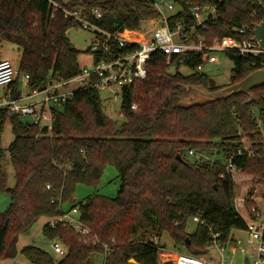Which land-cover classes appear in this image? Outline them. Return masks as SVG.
<instances>
[{
	"label": "trees",
	"instance_id": "trees-1",
	"mask_svg": "<svg viewBox=\"0 0 264 264\" xmlns=\"http://www.w3.org/2000/svg\"><path fill=\"white\" fill-rule=\"evenodd\" d=\"M54 1L70 11L82 9L110 33L140 30L160 16L153 0ZM176 1L187 14L188 0ZM192 2L218 5L216 18L207 21L208 28L195 31V38L205 37L208 42L216 37L240 38L236 28L264 19V0ZM94 8L102 12L99 19L91 13ZM74 27L83 26L49 0H0V42L22 48L18 76L12 84L14 94L21 75H29L31 90H43L52 81L68 80L82 72L79 50L69 38ZM97 37L103 39L100 34ZM89 52L93 53L90 48ZM125 52L127 48L114 46L110 52L93 54L97 62ZM226 55L234 61L230 84L264 68V55L256 59ZM201 63L200 55L175 57L167 64L163 54H153L147 77L121 90L120 108L126 117L121 125L105 114V101L94 87L76 89L61 108L53 109L52 132L0 110V129L9 119L15 133L9 154L16 178L15 187H8L0 137V187L11 195L9 207L0 213V263L18 255L20 237L39 219L57 218L76 207L90 232L81 234L68 224L47 222L43 235L60 240L67 253L55 259L29 244L20 252L30 264H90L96 252L105 254L104 264H132L131 259L138 264H158L159 247L151 238L165 232L174 249L203 257L212 233L226 241L234 230L246 229L235 203L237 186L227 165L233 158L239 170L264 179V85L250 94L185 108L182 98L193 86L211 92L224 87L196 70ZM174 64H186L193 71L172 72ZM243 137L249 138L255 156L237 155L245 147ZM191 150L202 157L190 156ZM109 164L116 167L121 182L117 195H90L65 210L77 186L96 187ZM252 205L246 201L247 209ZM195 216L201 222L194 232H188L187 223Z\"/></svg>",
	"mask_w": 264,
	"mask_h": 264
},
{
	"label": "built area",
	"instance_id": "built-area-1",
	"mask_svg": "<svg viewBox=\"0 0 264 264\" xmlns=\"http://www.w3.org/2000/svg\"><path fill=\"white\" fill-rule=\"evenodd\" d=\"M54 6L61 8L66 16H71L80 21L85 29L94 30L103 39L97 37L90 46L93 53H107L112 47L127 48L125 53H117L114 59H100L95 62L93 69L85 68L75 77L64 81H52L43 90H31L24 92L21 87L18 93L14 94L13 82L18 76V70L10 59H0V87L4 91L0 93V110L8 114H17L29 117L33 124L41 128H47L52 132L53 109L61 108L70 98L73 97L76 89L68 86L77 83L81 87H94L97 90L112 89L115 92V99L120 98L121 90L124 86L135 85L147 77V65L153 54L159 52L164 55L167 64H172L175 57L200 55L202 63L196 67L199 71L205 63H218L220 53H231L245 59H256L264 55V50L260 47L259 41L254 40V24H244L235 29V36L216 37L212 42H208L205 37L195 38V31L198 27H207V21L214 20L217 16L218 5L194 4L188 0L189 12H184V6L178 3L179 7L168 4L167 13L159 4H154L160 16L148 21L147 29L124 30L123 32L110 33L100 27L85 15L82 9L70 11L61 7L54 0H49ZM229 2L230 0H225ZM260 1V0H258ZM180 12H183L179 15ZM96 19L102 16V12L92 9ZM190 15V19L188 18ZM22 80L29 87V75H23ZM23 84V83H22ZM30 88V87H29ZM78 89V88H77ZM133 109L137 106L134 104ZM247 155L253 157L255 150L249 146L239 149L237 155ZM190 156L201 158L202 154L191 150ZM231 158L227 165V171L234 173L239 170L233 164ZM244 208L247 215L244 218L246 229L239 230L244 236L232 233L230 238L223 241L219 234L212 233L209 246L215 247L220 254V261L214 258L189 254L182 251H175L172 255V264H264V211L257 205L245 208L244 198L237 204ZM239 211V210H238ZM193 221L201 222L195 216ZM52 226L62 222L72 226L81 234H88L90 229L83 224L79 218L78 207L71 211L62 213L57 218L49 220ZM151 240L159 247L162 253L166 248L161 244V237L154 235ZM52 248L59 256H64L67 249L60 240H52ZM106 248V247H105ZM107 249V248H106ZM237 254H241V259L234 262Z\"/></svg>",
	"mask_w": 264,
	"mask_h": 264
},
{
	"label": "rangeland",
	"instance_id": "rangeland-1",
	"mask_svg": "<svg viewBox=\"0 0 264 264\" xmlns=\"http://www.w3.org/2000/svg\"><path fill=\"white\" fill-rule=\"evenodd\" d=\"M63 1L66 2L68 0ZM153 1L155 4H159L163 9H165L167 13L171 12L167 9L168 4L174 5L175 8L179 7L176 0ZM147 28L148 23H146L142 29ZM69 38L72 45L77 50H79V63L82 70L85 68L93 69L95 66V57L93 53L89 52V48L93 44V42L96 41L97 33L94 30L85 29L84 27H74L69 30ZM21 55L22 48L19 45L9 41L0 42V57H6L10 59L14 65V68L17 70L19 67ZM219 59L220 61L218 63L203 64L201 67H199V72L207 74L209 78H211L218 86H227L231 81V71L234 66V61L225 53H220ZM170 69L172 72L179 70L184 74H188L193 71L186 64H181L179 65V67L174 64L170 67ZM19 81L20 87L24 92L30 91V88L26 86L24 81L22 80V75L20 76ZM79 87L80 85L77 83H72L68 86V88L70 89H77ZM3 91L4 88L0 87V93H2ZM99 93L105 103H108V105L104 107L105 114L113 121H116L118 125H121L126 120V117L123 115L120 108L121 99H115V92L112 89L100 90ZM21 119L23 121L30 120V118L26 116H21ZM0 137L1 146L3 148V155L1 158L2 170L7 181V186L13 188L16 185V178L15 171L10 159L9 146L15 138V133L9 119L5 120L3 128L0 129ZM243 142L247 147L251 145L248 137H243ZM234 181L237 186L235 198L236 206L237 204H240L241 199L244 198V205L246 209V201L251 200L253 202V205L259 206L264 211V179H255L253 175L247 172L236 171L234 173ZM120 183L121 182L116 167L112 164L106 165L99 184L96 187L86 184H79L76 188V192L72 201L65 204V207L68 210L73 204H77L83 201L86 197L94 194H101L113 198L118 193ZM252 187L255 188V191L251 195L249 192ZM10 203L11 195L8 192L2 190L0 187V213L6 211ZM238 210L244 218L247 217L244 208L240 206ZM44 223H47V219L42 217L26 235H22L20 237L18 244L22 246L26 241L30 240L31 244H35L43 248L44 250L49 252L55 259H60L61 256H59L51 246L52 240L47 239L41 231ZM196 227L197 222L189 219L187 223L188 232H194ZM234 233H236V235L238 234L244 236V233L239 232V230H234ZM160 241L163 246L165 245L166 249L162 253L159 252L158 264H166L167 262H170L172 264V255L177 250L173 248L172 239L169 237L168 233L165 232L162 234ZM203 257L205 259H209L212 257L217 261H220L221 259L218 250L215 247L211 246H209L208 251L206 252V254H204ZM240 259L241 254H237L234 258V262ZM11 260H15V264H30L27 258L20 251L18 252V255ZM104 263L105 254L96 252L91 255L90 264ZM1 264H6V262L3 260V262L1 261Z\"/></svg>",
	"mask_w": 264,
	"mask_h": 264
},
{
	"label": "water",
	"instance_id": "water-1",
	"mask_svg": "<svg viewBox=\"0 0 264 264\" xmlns=\"http://www.w3.org/2000/svg\"><path fill=\"white\" fill-rule=\"evenodd\" d=\"M254 40L259 41L260 47L264 50V19L259 23L254 24ZM264 85V68L257 69L246 76L239 82L229 84L217 90L216 92H211L205 87L193 86L192 94L187 98L186 101L182 103V106L189 108L192 106H204L210 103H214L220 99H227L238 94H250V91L254 88ZM189 89V88H188ZM253 100L254 97L251 96ZM106 106V104H104ZM178 159H182L180 155L177 156ZM255 188L250 189V194L252 195ZM130 263L138 264L136 260L131 259Z\"/></svg>",
	"mask_w": 264,
	"mask_h": 264
},
{
	"label": "crops",
	"instance_id": "crops-1",
	"mask_svg": "<svg viewBox=\"0 0 264 264\" xmlns=\"http://www.w3.org/2000/svg\"><path fill=\"white\" fill-rule=\"evenodd\" d=\"M2 58H6V57H0V59H2ZM7 59H8V58H7ZM105 104L108 105L107 102H106ZM64 209L67 210V208H66L65 206H64ZM43 218H46V217H43ZM46 219H47V222H49L50 219H48V218H46ZM39 220H40V219H39ZM39 220H38V221H39ZM45 224H46V223H44V225H45ZM44 225H43V226H44ZM43 226H42V229H43ZM41 231H42V230H41ZM25 235H26V234H25ZM23 236H24V235H23ZM29 244H31V243H30V240L26 241L22 246H20V245L18 244V249H19V251H21V249H22L23 247H25L26 245H29ZM164 257H165V256H164ZM4 261L6 262V264H15V263H14L15 260L8 259V260H4ZM2 262H3V261H2ZM0 264H1V263H0Z\"/></svg>",
	"mask_w": 264,
	"mask_h": 264
},
{
	"label": "flooded vegetation",
	"instance_id": "flooded-vegetation-1",
	"mask_svg": "<svg viewBox=\"0 0 264 264\" xmlns=\"http://www.w3.org/2000/svg\"><path fill=\"white\" fill-rule=\"evenodd\" d=\"M192 92H193V90H192V91H189V92L186 94V96H184V98H182L184 102L186 101L187 96L189 97V96L192 94Z\"/></svg>",
	"mask_w": 264,
	"mask_h": 264
}]
</instances>
